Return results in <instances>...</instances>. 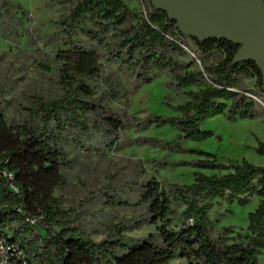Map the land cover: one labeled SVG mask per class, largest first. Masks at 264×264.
I'll use <instances>...</instances> for the list:
<instances>
[{
  "label": "trees",
  "instance_id": "1",
  "mask_svg": "<svg viewBox=\"0 0 264 264\" xmlns=\"http://www.w3.org/2000/svg\"><path fill=\"white\" fill-rule=\"evenodd\" d=\"M48 1L69 5V14L54 23L55 33L30 36L28 46L38 52L34 66L53 75L62 96L52 100L32 96L21 120L6 117L5 103H0V233L38 264H172L179 259L188 264H260L264 166L246 159L223 164L214 154L183 146L213 138L214 133L203 126L215 117L223 116L230 123L261 118L256 101L247 96L264 98V79L257 64H235L240 47L232 42L201 43L184 36L152 4L146 18L132 10L127 0ZM30 21L29 11L20 4L0 0L1 39L18 41ZM186 39L195 44L202 69L180 46H187ZM214 54L222 59L209 64ZM105 63L109 70L116 67L107 77ZM114 74L121 77L114 81ZM163 74L167 89L186 98L183 104L173 105L171 93L165 97L163 105L174 116L148 112L135 116L108 107L107 98H128L124 78L137 91ZM244 79L255 80L253 90L243 88ZM102 85L109 90L100 93ZM164 127L177 131L175 141L139 138L136 143L168 154L196 155L192 161L167 165L197 170L194 182L179 185L150 178L135 188L136 203L109 200L115 207L137 206L143 215L122 222L103 241L94 242L70 222L58 196L69 187L68 143L82 148L96 134L119 141L128 129L142 133ZM255 151L264 157V143ZM104 194L111 198L110 192ZM255 198L261 201L248 215L247 235L235 234L232 227L216 230L211 218L216 202L243 208ZM174 224L178 229H172ZM145 225L156 226V232L144 238L126 235Z\"/></svg>",
  "mask_w": 264,
  "mask_h": 264
},
{
  "label": "rangeland",
  "instance_id": "2",
  "mask_svg": "<svg viewBox=\"0 0 264 264\" xmlns=\"http://www.w3.org/2000/svg\"><path fill=\"white\" fill-rule=\"evenodd\" d=\"M14 2L29 11L31 21L27 23L18 41L10 42L0 38V103H5L3 105L7 108L6 117L21 120L32 96L39 95L48 100L62 96V91L53 75L34 66L33 57L38 52L36 48L28 46V41L30 36L36 39L39 36L55 33L54 23L60 16L69 14L70 6L51 4L48 0H14ZM127 3L132 10L144 15L139 0H127ZM186 42L189 49L188 58L197 60L195 44L191 39H186ZM39 45L43 48L41 42ZM221 59V54H214L209 57V64L217 63ZM197 64L198 68L202 69V64ZM104 67L106 77L112 74L111 70L116 71L115 66H111L109 70L108 64L105 63ZM112 77L116 81L121 76L114 74ZM123 80L129 91L128 98L124 97L116 101L107 98L108 107L112 111L115 113L128 111L135 116L142 112L174 116L163 105L165 97L171 93L167 89L166 74L160 76L155 83L137 91L126 84L125 78ZM242 85L243 88L253 90L255 80L244 79ZM108 90L102 85L100 93ZM171 95L174 98L173 105L183 104L186 101V98H178L174 93ZM257 98L261 101H256L261 118L230 123L223 116L215 117L203 126L204 130L212 131L215 136L202 143L184 142V148L214 154L219 163L223 164H229L230 161L240 163L246 159L256 166H264V157L257 155L255 151L260 142L264 143V98ZM177 134V131L170 127L151 128L142 133L128 129L119 141L96 134L82 148L69 142L66 147L69 160L72 162L66 174L69 187L58 196L63 209L69 215L70 222L90 235L94 242L100 243L114 227L122 222L141 218L143 215L142 209L137 206L115 207L109 203V200H116L118 203L132 200L136 203L135 188L150 178L165 183L192 184L197 170L185 167L172 169L167 165L177 161H192L197 158L196 155L168 154L136 143L139 138L172 142L176 140ZM104 192H110L111 198H108ZM260 201L255 198L251 204L243 208L216 202L211 212L216 230L232 227L235 234L247 235L248 215L256 210ZM172 229H178L177 225L174 224ZM156 230V226L145 225L132 232H126V235L130 238H144L155 233ZM259 262L264 264V250ZM172 264L188 263L179 259Z\"/></svg>",
  "mask_w": 264,
  "mask_h": 264
},
{
  "label": "water",
  "instance_id": "3",
  "mask_svg": "<svg viewBox=\"0 0 264 264\" xmlns=\"http://www.w3.org/2000/svg\"><path fill=\"white\" fill-rule=\"evenodd\" d=\"M179 31L198 42L229 41L240 47L235 64L255 62L264 79L263 0H150Z\"/></svg>",
  "mask_w": 264,
  "mask_h": 264
},
{
  "label": "built area",
  "instance_id": "4",
  "mask_svg": "<svg viewBox=\"0 0 264 264\" xmlns=\"http://www.w3.org/2000/svg\"><path fill=\"white\" fill-rule=\"evenodd\" d=\"M139 1L143 6L144 16L147 18L151 1L150 0H139ZM146 6H148V9H146ZM170 39L174 40L173 38ZM180 46L186 52L189 51L187 46L181 43ZM197 62L201 64L199 60H197ZM247 96L252 98L254 101L261 102L253 94H247ZM8 177L10 179H14L13 174H8ZM0 264H38V263H34L30 261L25 251L22 250V248L19 246L18 243L12 242L9 236H7L4 233H0Z\"/></svg>",
  "mask_w": 264,
  "mask_h": 264
}]
</instances>
